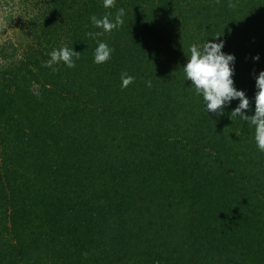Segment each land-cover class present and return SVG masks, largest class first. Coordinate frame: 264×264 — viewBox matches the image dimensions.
I'll list each match as a JSON object with an SVG mask.
<instances>
[{"label":"trees","instance_id":"obj_1","mask_svg":"<svg viewBox=\"0 0 264 264\" xmlns=\"http://www.w3.org/2000/svg\"><path fill=\"white\" fill-rule=\"evenodd\" d=\"M31 3L29 44L0 47V264H264L254 129L230 118L239 101L205 112L182 69L192 44L223 41L253 115L264 0ZM121 7L97 65L90 17ZM61 47L76 67H44Z\"/></svg>","mask_w":264,"mask_h":264},{"label":"clouds","instance_id":"obj_2","mask_svg":"<svg viewBox=\"0 0 264 264\" xmlns=\"http://www.w3.org/2000/svg\"><path fill=\"white\" fill-rule=\"evenodd\" d=\"M116 0H103L105 9H113ZM231 6V5H230ZM126 11L123 7L116 9L115 14L108 12L102 17L92 15L91 25L98 31H89L88 37L95 40L97 47L94 50L93 62L97 65L106 64L111 58L114 48L100 39L106 33H111L119 29L124 24ZM224 42L207 41L202 46L192 44L189 48L190 56L186 65L182 68L185 81L192 82V88L198 96L203 97L204 111L222 116L226 107L232 102L239 101L238 106L231 111L230 118H238L254 129V140L257 149L264 153V71L256 77L255 111L253 115L246 114L251 111L250 99L245 91L235 87V60L234 54L222 51ZM50 59L43 65L52 68L54 64H63L68 68H75L76 61L80 59V52L73 48L61 47L49 53ZM259 55L253 57L254 61H259ZM135 82V77L127 72L121 74V87L127 88ZM146 85L151 87V81H146Z\"/></svg>","mask_w":264,"mask_h":264},{"label":"rangeland","instance_id":"obj_3","mask_svg":"<svg viewBox=\"0 0 264 264\" xmlns=\"http://www.w3.org/2000/svg\"><path fill=\"white\" fill-rule=\"evenodd\" d=\"M23 0H0V47L12 44H29L26 21L20 20L18 11L22 7L30 8L29 14H33L34 4H22Z\"/></svg>","mask_w":264,"mask_h":264}]
</instances>
